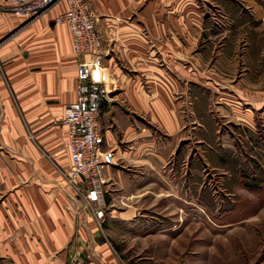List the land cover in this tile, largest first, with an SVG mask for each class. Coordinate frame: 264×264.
<instances>
[{
	"label": "crops",
	"instance_id": "1",
	"mask_svg": "<svg viewBox=\"0 0 264 264\" xmlns=\"http://www.w3.org/2000/svg\"><path fill=\"white\" fill-rule=\"evenodd\" d=\"M91 4L103 34L109 88V99L99 111L102 146L115 154L114 163L105 169L104 225L141 218L138 213H143L142 200L147 201L148 194L162 201L161 207H183L190 196L181 202L179 192L190 190L198 159L222 169L223 175H236V182L230 178L223 189H249L237 170L243 160L232 153L241 142L236 127H247L252 137L260 134V117L255 114L264 105L259 50L255 54L251 48V73L235 83L220 80L202 65L225 60L215 43L228 31L264 24V0ZM66 10V2L60 1L28 21L11 13L9 0H0V141L13 148L10 154L0 153V260L64 264L78 251L88 264H121L117 250H225L218 241L227 234H219V240H196L181 226L193 216L178 212L162 216L174 224L171 229L115 232L106 227V232L47 157L64 168L71 164L68 128L60 119L76 98L78 60L70 29L55 22ZM239 94L250 96L245 110L238 105ZM215 95L227 102L214 106ZM212 110L224 118L225 137L235 146L208 144L203 119L214 128L208 137L220 123ZM197 143L207 160L197 156ZM251 160L245 163L251 165ZM184 175L188 182L181 185ZM79 181L84 188L90 186Z\"/></svg>",
	"mask_w": 264,
	"mask_h": 264
},
{
	"label": "rangeland",
	"instance_id": "2",
	"mask_svg": "<svg viewBox=\"0 0 264 264\" xmlns=\"http://www.w3.org/2000/svg\"><path fill=\"white\" fill-rule=\"evenodd\" d=\"M229 21H231V17H229ZM215 44L216 49H222L221 54H224L225 60L216 61L214 59L207 65L203 64L202 66L205 70L210 72L213 69V74H216L220 80H230L231 83H235L251 73L252 60L249 62L247 60L253 55L251 48L255 51V54L259 50L260 62L258 64L259 70L257 69V71L262 82L261 88L264 89V24L251 25L250 28L247 26L242 30L233 29L228 31L226 37ZM203 69H201L200 73L197 72L203 78H201L200 82H197L200 84L204 80ZM238 96L242 99V102L238 103V105L244 110L247 109L250 106V96H241L240 94ZM214 98V106L220 102H227L226 99L222 100V97H217V95ZM211 113L216 116L217 120L220 119V123L215 124L213 137H208L211 129L214 128L211 127V123L206 117L203 119L205 127L202 126L201 129L204 133L209 132L206 134L208 144L213 143L212 146L222 147L227 142L235 146L231 139L227 138V136L225 137L228 132L224 130V118H220L214 110ZM257 113L261 124L258 137L255 134L252 137L251 131L245 129L247 127L242 128L241 131L237 127L235 130L233 128L238 135L242 133L239 136L241 142L238 145V150L232 154L234 157L242 158L243 160V164L239 163L237 166V170L242 172L243 183L249 182L247 176L254 178L264 172V105L260 106V109L255 114ZM60 120L62 121V117ZM196 121L197 126H199L198 119ZM30 136L32 137V134ZM210 140L212 141L210 142ZM12 149L11 144H3L0 141V153L10 154L13 151ZM197 149L201 150H199L200 152L197 156H203L205 160L203 146H200V143H197ZM48 158L55 166L56 164L62 165L52 156ZM249 158H254L255 160L250 161L251 165L245 163ZM197 162L195 176H190L189 179L190 190L186 189L179 192L181 202H184L190 196L189 202L181 203L184 204L183 207H175V205L174 207H161L162 201H156L152 195L148 194V197L153 198L148 199L147 197V201L146 199L142 200V203H144V206H142L143 213L141 211L138 213L139 216L141 214V218H137L134 221L114 222L109 227H112L110 229L115 232H145L171 229L174 224L165 220V217L163 218L162 216L174 215L177 212L178 215L189 214L193 216L191 221L181 224L182 228L184 226L187 227L189 236L194 237L196 240L201 237H211L219 240V234H227V238L222 239L221 243L220 241H218L219 243L217 242L225 250H117L122 259L121 264H264V203L260 202L257 194L246 187L233 186L232 188L235 187V190L223 189L224 186H227L226 183L230 178V181L236 182V175L232 176L230 173L223 175L222 169L216 166L212 167L208 162L203 165V161L200 162L199 159ZM179 180H181V185H186L188 182L186 175L180 176ZM205 187L207 189H204ZM195 189L196 191H193ZM240 200L250 201L251 212L244 216L243 219L228 223L226 226L220 223L221 212L225 205L234 204ZM106 227L108 226H105L103 222L102 227L99 228L105 229L107 232ZM225 240H227V245H225ZM0 264L7 263L0 260Z\"/></svg>",
	"mask_w": 264,
	"mask_h": 264
},
{
	"label": "built area",
	"instance_id": "3",
	"mask_svg": "<svg viewBox=\"0 0 264 264\" xmlns=\"http://www.w3.org/2000/svg\"><path fill=\"white\" fill-rule=\"evenodd\" d=\"M60 1L66 2L67 10L55 22L70 29L78 61L76 98L65 107L62 115V121L68 128L66 146L71 164L68 168L56 166L63 180L76 190L84 205L92 210L97 226L102 227L107 213L105 169L114 163L115 154L112 150L103 149L99 121L100 107L109 99L108 80L103 66L104 39L97 27L99 16L91 0H9V9L16 17L30 21ZM80 179L90 186L84 188ZM64 264L88 263L78 251H74Z\"/></svg>",
	"mask_w": 264,
	"mask_h": 264
},
{
	"label": "trees",
	"instance_id": "4",
	"mask_svg": "<svg viewBox=\"0 0 264 264\" xmlns=\"http://www.w3.org/2000/svg\"><path fill=\"white\" fill-rule=\"evenodd\" d=\"M251 179V180H250ZM249 182L244 184L255 194L258 195L260 202L264 203V172L257 175V177L247 176ZM251 212L250 201H237L234 204H226L221 212L220 223L228 224L234 223L244 218Z\"/></svg>",
	"mask_w": 264,
	"mask_h": 264
}]
</instances>
